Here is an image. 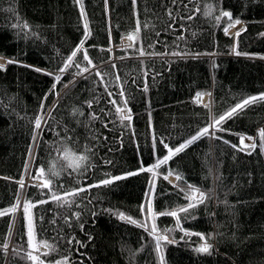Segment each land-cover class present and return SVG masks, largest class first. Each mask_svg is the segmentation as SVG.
<instances>
[{"label": "trees", "instance_id": "1", "mask_svg": "<svg viewBox=\"0 0 264 264\" xmlns=\"http://www.w3.org/2000/svg\"><path fill=\"white\" fill-rule=\"evenodd\" d=\"M0 57V264H264V100L157 166L264 95V0H0Z\"/></svg>", "mask_w": 264, "mask_h": 264}, {"label": "snow or ice", "instance_id": "2", "mask_svg": "<svg viewBox=\"0 0 264 264\" xmlns=\"http://www.w3.org/2000/svg\"><path fill=\"white\" fill-rule=\"evenodd\" d=\"M77 3H79V0H77ZM105 3H107V0H105ZM136 3V0H133V4ZM81 14L83 15V11H81ZM223 15L225 16H230V14L228 12H224ZM191 19V17H189ZM240 21L239 20H236L235 23H239ZM231 26V25H230ZM85 28L87 29V25H85ZM137 31H139V25H138V28H137ZM225 32H227V29H225ZM87 34V32H86ZM237 35H239V32L237 33ZM128 39L129 40H132L134 39L133 36H128ZM80 49L77 48L76 50H74L71 54V57L68 58V62L64 65V67H62L60 69L61 72L65 71L72 63V58L76 56L77 52L79 51ZM141 54L143 55V51L141 50ZM174 55H179V53H173ZM239 54V53H237ZM83 59L84 60H87L89 62V64H91V60L89 59L88 55H87V52L85 51L84 53V56H83ZM7 63L11 64L13 63V61L11 59H9L7 61ZM76 67H79V64L76 65ZM113 67H115V65H113ZM0 69H3V65H0ZM87 69H83L82 71H86ZM96 75L98 76H101V80H103V76L101 73L97 72ZM56 81L58 82L61 77L60 76H56L55 77ZM118 79V77H117ZM55 87V85L53 86ZM122 94V93H121ZM203 94H198V96H202ZM258 100H264V95H261L259 97H256V96H253V97H249L248 99H245L243 101L242 104H237L235 107H233L228 113H226L225 115H221L219 118H214L213 120V123L208 126V127H204L202 129H200L195 135H193L191 137V139L187 140L185 143L179 145L178 147H175V149L173 148H168V145H165L166 148H168V156L164 157V159L162 160H158L157 161V166H159V164H163V163H166L169 159H171V157L174 155V154H178L179 152H181L187 145L193 143L195 140L199 139L200 137L202 136H206V135H209L210 134V128H215L216 131H221L222 129H220L218 126L224 121L226 120L227 118H230L234 113H237L239 110H242L244 106L250 104V103H253V102H256ZM112 103H115V101H112ZM91 106V105H89ZM207 107V106H206ZM117 111L120 112L122 111V109L120 108H117ZM121 119L122 120H130L131 117L130 115H123L121 116ZM36 128L39 129L40 128V120L37 119L36 121ZM226 131V130H225ZM260 136L262 138V140H264V131H262L260 133ZM218 138V137H217ZM33 139L35 140V137H33ZM241 140L243 141V138H241ZM163 141H161L162 143ZM251 147L255 148L256 145L253 144L251 145ZM261 148H264V143H262L260 145ZM87 157L85 156H80L78 157L77 159H80V160H84L86 159ZM77 167H79V165H77ZM151 170V169H149ZM132 174H136V173H129V175H132ZM41 176H43V169H41ZM177 178L179 179V176H177ZM114 179H120V177H115ZM103 184L107 185V184H110L112 183V180L110 179H106L104 181H102ZM51 184V181L48 180V181H43V186L44 187H48L49 185ZM21 186L23 187V182L21 181ZM95 186V185H93ZM189 188L191 189L193 195L191 197H188L190 200H195L196 197H195V193L197 191H199L198 189H195V188H192V186H189ZM83 190V189H81ZM203 197H204V194L201 193L200 195V198L197 202H203ZM54 199H59V197L57 196H54ZM195 204L194 203H189L188 207H194ZM29 205H26L24 207V212H25V219L27 220V235L29 236V244L32 243V240H33V236H34V223H33V220H32V217H31V214L29 213ZM180 211H187V208H181ZM149 212H151V208H149ZM5 213L4 212H0V215H4ZM164 214H168V215H172V216H176L177 213L175 211L173 212H169V213H160V215H164ZM123 218V217H122ZM133 223H135V221H132ZM153 232H155V228H153ZM203 239V237H201ZM159 239H166L165 236H161L159 237ZM210 248L211 246L208 245L207 243H205L203 246H201L200 248L197 249L198 252H204V253H209L210 252ZM157 249H159V244H157ZM32 259L34 261L38 260V257H32ZM40 264H43V262H40Z\"/></svg>", "mask_w": 264, "mask_h": 264}, {"label": "rangeland", "instance_id": "3", "mask_svg": "<svg viewBox=\"0 0 264 264\" xmlns=\"http://www.w3.org/2000/svg\"><path fill=\"white\" fill-rule=\"evenodd\" d=\"M235 25H237V26H235ZM234 26H235V27H234ZM242 27H243V24H242V23H241V24H237V23H236V24H234L233 27L229 30V32H230L231 34H236V33H237ZM232 29H235V30H234L233 32H231ZM125 42L130 44V43H131V40H129L128 37H127V38H125ZM4 61H5V59H4L3 57L0 58V63H1V64H4ZM210 98H211V95H208V99H207V101H204V95H202L201 101H202L204 104H207V103L210 102ZM125 115H127V113H125ZM244 138H247V137H244ZM247 140H250V139L247 138ZM250 141H251V140H250ZM240 143H241V141H240ZM248 143H250V142H249V141L247 142V144H246L247 146H248ZM252 143H253V141H252ZM241 145H242V144H241ZM246 145H243V146H246ZM249 146H250V145H249ZM118 177H120V176H118ZM168 180H172V181L174 180V181L172 182V183H174V182H175V177H174V176H170V177H168ZM39 183H40V184H43L42 180H40ZM198 190H199V189H198ZM199 192H200V193H203L201 190L197 191L196 193H199ZM196 193H195V194H196ZM190 194H193L192 191H191V189H190ZM191 196H192V195H191ZM191 196H190V197H191ZM31 217H32V214H31ZM34 247H35V245H34Z\"/></svg>", "mask_w": 264, "mask_h": 264}, {"label": "bare ground", "instance_id": "4", "mask_svg": "<svg viewBox=\"0 0 264 264\" xmlns=\"http://www.w3.org/2000/svg\"><path fill=\"white\" fill-rule=\"evenodd\" d=\"M238 24H241V23H238ZM235 26H237V25H235ZM235 26H234V27H235ZM234 30H235V29H232L231 32H233ZM229 33H230V32H229ZM230 35H231V33H230ZM0 58H2V57H0ZM4 64H5V63H4ZM204 97H205V98H208V96H204ZM203 104H204V103H203ZM125 113H127V115H128V112L125 111ZM241 137H242V136H241ZM241 137H240V139H239V143H240V141H241L240 145L242 144V145H241L242 147H245V148H246V147H249V145H250V146L253 145V143H252L253 139H252V138L246 136L247 138H249V139L251 140V141H250V140H247V138L242 137V138H243V141H242V140H241ZM248 141H249L250 143H248V146H247L246 144H247ZM243 145H246V146H243ZM170 176H174V177H175V175H170ZM170 176H169V177H170ZM173 184H176V180H175V182H174ZM203 194H204V193H203Z\"/></svg>", "mask_w": 264, "mask_h": 264}]
</instances>
